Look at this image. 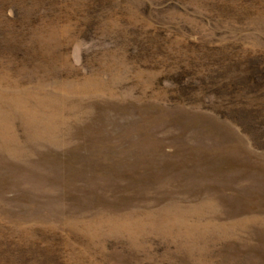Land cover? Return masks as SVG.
Segmentation results:
<instances>
[{"label":"rangeland","instance_id":"1","mask_svg":"<svg viewBox=\"0 0 264 264\" xmlns=\"http://www.w3.org/2000/svg\"><path fill=\"white\" fill-rule=\"evenodd\" d=\"M8 2L0 260L264 264V0Z\"/></svg>","mask_w":264,"mask_h":264},{"label":"trees","instance_id":"2","mask_svg":"<svg viewBox=\"0 0 264 264\" xmlns=\"http://www.w3.org/2000/svg\"><path fill=\"white\" fill-rule=\"evenodd\" d=\"M8 3H9L8 0H0V6L2 7H4V5H8ZM25 16H28V13ZM51 261L52 259L50 255H47L45 257L43 256L40 258L25 257V259H22V256L20 255V253L17 252V254H15L13 259H8L4 261L0 260V264H52Z\"/></svg>","mask_w":264,"mask_h":264}]
</instances>
